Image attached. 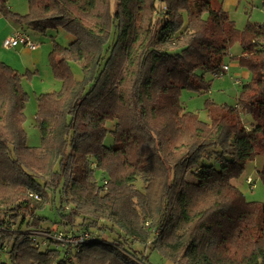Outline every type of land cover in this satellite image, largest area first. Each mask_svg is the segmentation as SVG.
Instances as JSON below:
<instances>
[{
	"label": "trees",
	"instance_id": "16d2710c",
	"mask_svg": "<svg viewBox=\"0 0 264 264\" xmlns=\"http://www.w3.org/2000/svg\"><path fill=\"white\" fill-rule=\"evenodd\" d=\"M27 6L20 15L0 0V16L49 33L61 88L37 96L41 145L27 147L22 80L37 72L0 61V264H152L154 252L173 264H264V203L232 183L264 155V22L239 30L216 0ZM59 29L73 37L67 46ZM235 43L249 80L235 106L207 101L202 121L180 95L208 92L206 76ZM70 62L83 63L80 80ZM63 229L95 238L68 256L31 242Z\"/></svg>",
	"mask_w": 264,
	"mask_h": 264
},
{
	"label": "rangeland",
	"instance_id": "374dc122",
	"mask_svg": "<svg viewBox=\"0 0 264 264\" xmlns=\"http://www.w3.org/2000/svg\"><path fill=\"white\" fill-rule=\"evenodd\" d=\"M218 7L227 9L230 20L235 23V26L239 30H243L248 22L262 23L264 22V0H216ZM216 7V5L214 4ZM31 37V41L39 43L38 48L42 55L40 64L37 66L39 72H37L30 80L23 78L22 88L28 94L29 99L26 103L24 110L25 122L23 128L26 132V146L30 148H36L41 145V137L38 128L35 126V113L37 111L36 98L38 95L53 91H58L61 88V82L54 78L51 67L49 66V60H47V53L52 49V41L50 40L49 33L42 35L38 31L31 29H24ZM55 41L62 45L67 46L73 37L66 31L59 29L54 33ZM21 47L11 50H5L2 47V40H0V57L1 58H16V51ZM39 53V54H40ZM241 55V49L238 43L232 45L229 52L223 58V64L229 66V71L223 76L222 79H213L211 74L206 76V79H212V83L208 92L198 94L196 92L184 90L180 95V103L185 110L196 113L200 120L209 121L206 102L212 101L217 105H230L235 106L237 98L240 92V86L234 83V77L241 79V84H245L249 79L242 78L243 72H248L245 67L240 66L238 63V57ZM0 61H3L0 59ZM4 62V61H3ZM5 63V62H4ZM6 64V63H5ZM238 64V68L233 67ZM9 65V64H7ZM83 63L70 62V67L74 78L80 80L83 76L82 66ZM24 66L20 71V74H25L27 71ZM19 72V71H18ZM249 73V72H248ZM244 120V116H243ZM111 127V126H110ZM111 129V128H110ZM106 145L111 146L113 144V135L111 132L107 134ZM264 168V155L261 154L256 157L255 160L247 162L244 171L237 180L232 181L239 190L243 193L245 199L250 202L264 203V182L258 176V171ZM247 178H250L254 182V189L251 190L250 186L246 184ZM192 181V177H189ZM39 201V200H38ZM53 209V208H52ZM46 207L41 213L44 217L48 218V223H55L58 221V216L55 212ZM81 218H78L79 222ZM51 221V222H50ZM57 228L58 226H54ZM65 233V229H63ZM150 262L152 264H165V260L161 258L157 253H151ZM166 264H173L167 261Z\"/></svg>",
	"mask_w": 264,
	"mask_h": 264
},
{
	"label": "built area",
	"instance_id": "2783aa9c",
	"mask_svg": "<svg viewBox=\"0 0 264 264\" xmlns=\"http://www.w3.org/2000/svg\"><path fill=\"white\" fill-rule=\"evenodd\" d=\"M19 46H24L30 50H36L39 48L40 44L33 42L30 40L27 34L23 32H15L9 37H7L3 43L2 47L5 50L15 49ZM229 71V67L227 65H223L221 71L217 74H214V79H222L223 76ZM234 83L236 85H241V79L239 77H234ZM251 188L254 189V182L247 178L245 181ZM38 200V197H35ZM33 238L31 242L33 244H38L40 246H45L48 242L51 243L52 246L59 249L64 256L70 255L72 252L77 251L81 245L94 240V236L89 232H82L78 234H67L64 232H56V233H33ZM37 246V245H36Z\"/></svg>",
	"mask_w": 264,
	"mask_h": 264
},
{
	"label": "crops",
	"instance_id": "0c3cea01",
	"mask_svg": "<svg viewBox=\"0 0 264 264\" xmlns=\"http://www.w3.org/2000/svg\"><path fill=\"white\" fill-rule=\"evenodd\" d=\"M8 8L16 14L25 15L28 11L27 0H8ZM225 10L227 11L226 8ZM15 32H23L27 34L24 29L16 25L13 21L4 19L3 17L0 16V40H2V43L7 37H9ZM28 37L30 38V40H32L29 35ZM19 47H21V49L16 51V58H1L0 57V59L3 60L6 64H9L10 67L14 68L15 70L19 72L23 70L22 68L24 66L26 67L25 68L26 71H29L32 73L39 72L37 69V66L40 64V60L43 54L38 52L39 51L38 48L36 50H30L24 46H19ZM47 60H48V53H47ZM233 67L238 68V64H235ZM249 77H250V74L248 72L242 73V78L249 79ZM243 122L246 126H248V124L251 122L250 117L244 116Z\"/></svg>",
	"mask_w": 264,
	"mask_h": 264
}]
</instances>
